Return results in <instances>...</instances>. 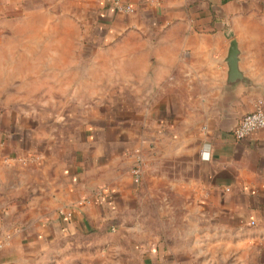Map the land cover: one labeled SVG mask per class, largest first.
Here are the masks:
<instances>
[{
	"label": "crops",
	"instance_id": "0c3cea01",
	"mask_svg": "<svg viewBox=\"0 0 264 264\" xmlns=\"http://www.w3.org/2000/svg\"><path fill=\"white\" fill-rule=\"evenodd\" d=\"M62 1L92 26L100 55L86 59L83 51H67L72 38L60 35L15 34L0 51L8 75L38 84L84 81L71 89L93 91L94 83L108 86L111 59L120 79L125 62L137 59V68L128 66L137 89V125H88L70 138L66 156L38 153L31 164L15 163L8 141L0 146V264H61L37 259L49 226L42 219L30 227L28 216L71 214L70 220L58 215L57 226L67 232L87 228L86 218L97 223L106 214H126L136 197V162L145 161L151 144L174 138L182 140L184 153L197 156L193 201L220 221L204 231L212 244L231 251L230 264H264V130L242 140L234 134L240 119L264 102V0H121L135 8L132 13L104 0ZM26 2L0 0V25L10 24L7 16ZM34 23L25 19L19 27ZM233 41L234 72L228 61ZM110 46L116 50H104ZM21 143L23 155L33 150ZM138 253L144 264H195L170 256L163 245L142 246Z\"/></svg>",
	"mask_w": 264,
	"mask_h": 264
},
{
	"label": "rangeland",
	"instance_id": "374dc122",
	"mask_svg": "<svg viewBox=\"0 0 264 264\" xmlns=\"http://www.w3.org/2000/svg\"><path fill=\"white\" fill-rule=\"evenodd\" d=\"M79 15L62 0L21 3L19 9L7 16L10 24L0 25V51L7 38L15 34H47L72 38L68 40L73 43H68L65 50L83 51L85 58L91 55L95 58L103 49L91 42L92 26ZM25 19L35 23L27 28L19 27ZM108 49L116 50L111 46L104 48ZM86 59H83L84 63ZM130 62L132 60L125 62L128 64L124 65L127 68L123 79L116 67L117 60L111 59L108 86L94 83L93 91H75L71 88L86 86L85 82L71 85L69 82L38 84L32 79L24 81L23 75H8L6 59L0 58V67L5 68L0 71V146L8 141L6 144L14 146L13 161L31 164L37 163V157L41 156L38 153H42L41 158L45 155L48 159L54 155L66 156L70 138H79L88 125L136 126L137 89L131 82L135 76L129 72ZM132 64L137 68V59ZM191 131L197 133L198 127ZM22 141H27V147L34 146L33 150L23 155L19 146L26 145ZM181 141L180 138L159 140L158 145L149 146V156H143L139 197L137 199L135 178L136 197L126 214H106L105 220L97 223L86 216L87 228L67 232L57 226L58 215L70 220L71 214H30L26 219L30 227L42 219L44 226H49L43 247L39 248V251L43 248L45 251L40 254L37 250V259L60 260L61 264H144L138 249L163 245L170 256L183 261L230 264L234 259L231 251L219 250L212 244L211 236L204 232L212 230L220 221L215 220L213 214H203L201 208L198 210L202 202L193 201L198 194V187L193 184L198 172L197 156L184 153ZM196 145L197 140L189 148ZM19 221L16 219V224ZM255 257L261 256L255 254Z\"/></svg>",
	"mask_w": 264,
	"mask_h": 264
},
{
	"label": "built area",
	"instance_id": "2783aa9c",
	"mask_svg": "<svg viewBox=\"0 0 264 264\" xmlns=\"http://www.w3.org/2000/svg\"><path fill=\"white\" fill-rule=\"evenodd\" d=\"M111 3L113 8L119 12L132 13L135 11V8L130 4H125L121 0H104ZM257 130H264V102L259 101L256 109L250 113L244 115L238 125L234 130L235 137L238 140H242L252 132ZM142 161L138 159L137 165L135 166L133 173L137 182L140 180L142 175ZM7 238L10 239L11 235H7Z\"/></svg>",
	"mask_w": 264,
	"mask_h": 264
},
{
	"label": "water",
	"instance_id": "95a60500",
	"mask_svg": "<svg viewBox=\"0 0 264 264\" xmlns=\"http://www.w3.org/2000/svg\"><path fill=\"white\" fill-rule=\"evenodd\" d=\"M237 49H236V42H232L231 49L229 51V67L232 72L236 71V64H237Z\"/></svg>",
	"mask_w": 264,
	"mask_h": 264
}]
</instances>
